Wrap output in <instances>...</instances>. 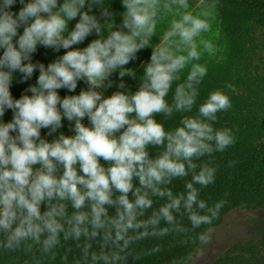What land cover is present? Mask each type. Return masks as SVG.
<instances>
[{
    "label": "clouds",
    "instance_id": "obj_1",
    "mask_svg": "<svg viewBox=\"0 0 264 264\" xmlns=\"http://www.w3.org/2000/svg\"><path fill=\"white\" fill-rule=\"evenodd\" d=\"M17 2L22 7L15 12ZM121 4L125 10L120 26L104 36L112 12L102 7L103 0H0V234L5 249L40 245L48 253L61 236L84 237L100 241L99 252H90V243L84 245V257L90 256L92 264H121L134 242L187 231L174 215L182 207L193 229L210 224L219 212L221 204L208 207L195 187L213 183L216 170L195 161L234 143L229 129L213 124L218 112L231 108L229 96L222 90L211 92L196 115H183L171 130L156 119L191 113L196 104L197 85L207 68L194 62L203 52L215 51L202 38L211 30L210 7L202 4L193 14L188 0ZM95 7L103 22L92 11ZM167 16L169 28L162 43L152 48L138 90L105 96L114 72L120 89L125 88V76H136L126 65L149 46L158 19ZM93 33L96 38L86 46L74 47ZM38 46L64 53L47 65L34 63ZM189 66L169 103L173 82ZM37 71L36 83L14 98V73L26 83ZM80 81L88 87L61 97L60 90L75 93ZM227 87L235 91L233 85ZM7 110L13 116L5 122ZM65 119L72 135L60 131L51 141L42 137V129L52 136ZM149 146L162 151L152 157ZM189 175L186 193L174 194L167 187ZM153 197L165 203L142 219L153 207ZM161 221L171 227L161 228ZM200 239L207 242L205 235Z\"/></svg>",
    "mask_w": 264,
    "mask_h": 264
},
{
    "label": "trees",
    "instance_id": "obj_2",
    "mask_svg": "<svg viewBox=\"0 0 264 264\" xmlns=\"http://www.w3.org/2000/svg\"><path fill=\"white\" fill-rule=\"evenodd\" d=\"M27 2V0H26ZM62 2V0H61ZM202 4L210 7L214 20L218 26L222 39V51L218 56L201 57L199 63L206 66L207 74L198 88L196 104L191 113H174L171 118L157 115L156 119L162 122L166 130L174 129L179 125L183 115H196L198 107L215 90H222L231 100V108L217 113V119L213 122L216 129H229L234 137V143L222 152H213L211 156H204L195 161L198 165L208 163L215 168V180L207 187L195 185L198 189V199L205 201L208 207L221 204L216 217L210 224L201 225L193 229L187 213L181 208L174 213L177 223L187 231H170L164 236H149L134 242L126 253L127 259L121 264H186L192 253L201 242V235L219 225L225 215L237 207L264 208V0H203ZM214 7H211L213 6ZM22 5L17 2L13 11L18 12ZM102 7H107L112 12L111 20L104 26L103 35L114 28L119 27L122 21L121 12L125 9L121 0H103ZM92 11L100 17V8ZM162 18L158 19L156 34L150 39L149 46L137 54V58L126 65L135 73L133 76H125V88L118 87L120 77L117 72L111 76L113 81L112 93L123 90L135 92L140 86L143 68L149 61L152 48L162 43L165 33ZM103 22V18H101ZM75 21L70 22L69 27L74 26ZM22 31V29H21ZM93 33L82 45L84 47L92 39ZM0 50V55H2ZM50 48L38 46L32 61L42 62L45 65L63 55ZM189 68L180 73V80L174 81L172 89L166 99L172 102L173 93L178 84L184 82ZM39 75L37 71L26 83H22L19 72L14 73L11 91L14 98H19L25 93L30 84H35ZM233 85L235 91L227 85ZM88 85L84 81L78 83L75 93L60 90L61 97L78 94ZM31 94V93H28ZM105 94V93H104ZM108 96V95H105ZM13 113L7 110L4 121H10ZM85 123H88L87 119ZM71 125L65 119L64 126L52 136H48V130L42 129L41 135L49 141L55 139L60 131L66 135H72ZM149 154L155 157L162 149L149 146ZM191 180V175L184 178L173 179L167 185L174 194L186 193L185 183ZM153 207L148 209L142 219L151 215L158 209L164 199L153 197ZM69 214L73 211L69 205ZM200 211L199 209H197ZM206 212L207 210H203ZM110 214L114 209L109 210ZM160 227H171L161 221ZM3 234H0V264H92L89 258H85L83 248L85 244H91L90 252L100 251V241H88L81 237L80 240H64L48 253L41 250L40 245H33L31 250L24 246L16 250L5 249L2 244ZM209 264H264V226L253 237L238 240L229 245L218 254Z\"/></svg>",
    "mask_w": 264,
    "mask_h": 264
},
{
    "label": "rangeland",
    "instance_id": "obj_3",
    "mask_svg": "<svg viewBox=\"0 0 264 264\" xmlns=\"http://www.w3.org/2000/svg\"><path fill=\"white\" fill-rule=\"evenodd\" d=\"M203 0H188L189 9L193 14L200 11ZM212 13V12H211ZM171 16L163 17L164 30H168ZM211 30L202 34L204 40L210 41L214 46V53L209 55L202 53L201 57L220 55L223 45L221 34L214 20L213 14L210 17ZM199 42V38H198ZM202 51V46L201 49ZM112 89L106 87L105 95H109ZM264 226V208H243L237 207L228 212L223 221L212 227L207 236V242L201 240L195 251L186 264H209L218 254L229 245L238 240L253 237L259 233Z\"/></svg>",
    "mask_w": 264,
    "mask_h": 264
}]
</instances>
